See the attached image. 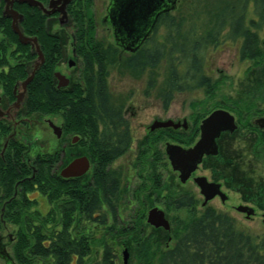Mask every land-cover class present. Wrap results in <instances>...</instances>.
I'll return each instance as SVG.
<instances>
[{"label":"trees","instance_id":"obj_1","mask_svg":"<svg viewBox=\"0 0 264 264\" xmlns=\"http://www.w3.org/2000/svg\"><path fill=\"white\" fill-rule=\"evenodd\" d=\"M38 1L46 4L49 0ZM196 1V18L192 15L176 17L171 12L160 15L143 45L124 57L119 55L117 46L98 38L91 11L93 0H71L68 5L73 37L65 31L60 35L51 33L57 24L55 18L44 15L36 7L14 4V9L23 15L22 32L37 38L44 55L43 65L28 85L20 114L32 121L59 116L63 131L59 143L37 149L38 144L31 135L29 138L20 137L19 133L15 135L12 124L0 120L1 200L8 199L4 201L8 211L3 214L2 209V214L3 218L23 227L12 246V259L16 264H34L37 258L47 264H86L91 241L80 234L77 218L104 224L103 206L113 219L116 217L113 201L120 178L111 166L128 151L131 136L122 106L114 105L109 94L107 77L111 65L119 62L138 75L149 71L147 84L152 88L156 69L164 62L166 75L158 98L167 110L178 93L202 89L206 97L212 98L217 85L205 70L206 52L210 48L235 44L240 61L262 63L264 0ZM2 7L0 0V88L3 104H9L15 100V83L26 78L36 56L29 45L18 41L11 30V20L1 15ZM249 8L252 16H248ZM69 40L75 56L82 61V77L80 83L71 88H57L54 71L67 54L65 44ZM71 135L79 136L78 145L90 159L88 182H84L83 177L59 175L58 170L66 160L62 157L61 145L64 138ZM197 135V124L189 135L164 129L148 143L155 147L159 141L167 139L187 147L194 143ZM155 158L160 160L162 152L156 150ZM153 164L148 162L146 179L150 186L158 188L160 180ZM28 190H37L49 203H57L59 219L54 220L52 212L48 217L36 212L33 216L38 224H30L23 214L25 208L33 204L27 198L25 191ZM171 203L177 210L190 209L196 200L182 195ZM50 222L56 223L49 227ZM136 253L141 264H153L149 240L138 243ZM91 264H117L116 256L111 247L103 243L100 258ZM157 264H264V239L238 228L227 213L207 207L200 216L175 230L173 245L160 252Z\"/></svg>","mask_w":264,"mask_h":264},{"label":"rangeland","instance_id":"obj_2","mask_svg":"<svg viewBox=\"0 0 264 264\" xmlns=\"http://www.w3.org/2000/svg\"><path fill=\"white\" fill-rule=\"evenodd\" d=\"M109 1L93 0L91 11L96 21L98 38L117 46L111 27L103 21ZM194 10L198 11L196 0H176L175 9L171 14L176 17L192 15L196 18ZM248 16H252L250 8ZM192 20L195 23L198 22L196 19ZM71 29V27L68 28V30ZM64 31L65 29L55 24L51 33L60 35ZM261 41L264 54V31L261 33ZM65 48L68 61H75L71 53V40L65 44ZM118 48L121 57L129 54L122 48ZM236 48L235 44L225 43L217 49L210 48L206 52L205 70L217 85L212 98L206 97L202 89L178 93L167 110L163 109L158 98L166 75L164 62L156 69L157 76L152 88H148L147 84L150 77L149 71L141 75L134 74L119 65V62L109 67L107 77L109 94L114 105L122 106L123 116L129 124L131 144L128 151L111 166L120 178L117 197L113 201L116 208L115 219L104 206L101 209L105 217L104 224L77 218L80 234L91 241V253L85 259L86 264L94 263L100 258L103 243L111 247L117 264H123L125 250L128 253L127 264H141L137 258L136 248L138 243L147 240L151 245L152 263L157 264L160 252L173 245L175 230L181 229L184 224L200 216L207 207L227 213L234 219L238 228L264 239V131L258 127L247 126L248 123L252 125L251 122L255 118L264 117V55L262 63L255 65L249 61H240ZM57 70L64 75L72 74L75 79L77 78V70L69 68L66 63L56 67L55 71ZM2 95L0 88V97ZM216 109H224L233 114L238 128L234 133L222 134L217 140V155L205 157L192 177L185 183H181L179 173L172 170L165 154V143L173 142L167 139L159 141L155 149L148 141L153 142V137L161 130L151 131L150 126L155 121L172 120L181 123L186 121L187 131H189L195 124L198 127L201 120ZM33 119L31 137L33 142L38 144L37 149H46L59 143V139L46 122L50 120L53 124L61 126L59 116ZM170 131L175 134L186 133L182 129L177 131L170 129ZM74 137L75 135L70 136L71 143H74ZM197 138L198 135L195 141ZM156 150L162 152L160 160L155 158ZM31 154L33 155L32 152ZM148 162H154L153 165L156 167L160 180L158 188L150 186L149 180L146 179ZM60 171L61 168L58 172ZM90 172L91 168L88 175ZM195 176H203L208 181L219 182L227 200L221 202L216 197L203 206V196L192 180ZM89 180L88 176L84 182ZM2 191L0 184V218L2 220L0 236L2 244L12 255V246L17 241L19 230L23 227L12 223L9 218H3L4 212L8 211L4 201L8 199L1 200ZM25 192L27 198L33 203L23 211L30 224H38V220L33 216L36 212L45 217L52 212L53 219L56 221L59 219L57 203H49L37 190ZM182 195L195 198L196 204L193 208L177 210L172 206L171 201ZM240 205L252 207L254 214L246 217L244 213L236 211ZM153 208L164 212L169 222V230L155 228L147 222L148 212ZM52 223L56 222H50L48 226L53 227ZM0 264H4L1 258ZM34 264H47V262L37 258Z\"/></svg>","mask_w":264,"mask_h":264},{"label":"water","instance_id":"obj_3","mask_svg":"<svg viewBox=\"0 0 264 264\" xmlns=\"http://www.w3.org/2000/svg\"><path fill=\"white\" fill-rule=\"evenodd\" d=\"M2 1L1 15L11 20V30L17 35L18 41L22 45H29L36 56L32 63V69L26 78L16 82L14 85L13 95L15 96V100L10 104L0 106V120L13 124L23 108L28 85L44 63V55L37 38L26 36L22 32L20 24L23 21V15L14 9V4H27L30 7H36L46 16L57 14L56 23L60 27L68 29L72 28V22H70L67 14V6L71 0H49L46 5L38 0ZM175 4L176 0H110L103 21L111 27L115 44L124 51L133 54L152 33L159 16L172 12L175 9ZM54 77L58 80V86L68 85L69 81L61 73L55 72ZM24 120L30 121L29 119ZM46 122L56 138H61V126L53 124L50 120H46ZM251 123L264 130V117L255 118ZM186 126V121L175 123L172 120H167L155 121L150 126V129H177L179 127L186 128ZM237 128L238 125L233 114L224 109H216L201 120L199 135L193 145L183 147L179 144L167 142L165 144V153L172 170L179 173V181L185 183L198 168L199 164H201L204 157L217 155V140L221 134L233 133ZM75 140H77V137H75ZM89 168V160L83 156L73 159L61 169L59 175L62 178H77L84 175ZM193 181L203 196V206L215 196H218L222 202L227 199L225 193L221 191V184L218 182L208 181L203 176L194 177ZM236 211L244 213L247 217H251L254 214L253 208L247 205L238 206ZM147 222L155 228H163L164 230H169L170 228L164 212L158 208H153L148 212ZM0 258L6 264H15L2 245L0 246ZM127 259L128 253L125 250L123 252V264H127Z\"/></svg>","mask_w":264,"mask_h":264},{"label":"flooded vegetation","instance_id":"obj_4","mask_svg":"<svg viewBox=\"0 0 264 264\" xmlns=\"http://www.w3.org/2000/svg\"><path fill=\"white\" fill-rule=\"evenodd\" d=\"M47 4V3H46ZM45 4V5H46ZM68 7V6H67ZM48 17H53V18H55L56 19V17H57V14H54V15H52V16H48ZM60 27V26H59ZM63 29H65V33L66 34H68L69 35V37H73V29H71V30H68V29H66L65 27H62ZM67 30V31H66ZM67 43H68V41H67ZM71 53H72V57H73V59L75 60V61H68V54H66L65 56H64V58L63 59H61V61H59L58 62V64H57V67H59L60 65H62V64H64V63H66L67 64V66L69 67V68H74V69H76L77 70V81H75L76 79H75V76L74 75H72V74H69V75H64L63 73H61L60 71H54V73L55 72H59V73H61L69 82H68V85L67 86H58V80L55 78V80H56V87L57 88H63V89H68L69 87L71 88V85L72 86H75V84H77V83H80V81H81V77H82V61H80V59H78L76 56H75V52H74V50L72 49V51H71ZM130 54V53H129ZM3 103L4 102H2V99H1V97H0V106H2L3 105ZM10 104V103H9ZM124 114V111L122 110V115ZM124 117V116H123ZM24 119H29V118H27L26 116H23V115H21L20 113L17 115V117H16V119H15V122L12 124V130H13V134H15L16 135V133H19V136L20 137H24V138H29V135H31V130H29V128L31 127L32 128V125H33V121H31V119H29L30 121H25ZM4 121V120H3ZM174 122V121H173ZM175 123H177V122H175ZM181 123V122H180ZM186 124H187V122H186ZM253 127H258V126H255V125H252ZM61 128H62V126H61ZM198 128H199V126H198ZM259 128V127H258ZM164 129H172V130H174V131H177V130H179V129H182V130H184V131H186V133H182V132H180V133H177V134H183V135H189L191 132H192V130L194 129V126L189 130V131H187V129H188V125L186 126V128H184V127H179V128H177V129H173V128H159V129H155V130H151V131H156V130H164ZM260 130H262V131H264L263 129H261V128H259ZM237 130V129H236ZM235 130V131H236ZM234 131V132H235ZM233 132V133H234ZM62 134H63V131H62ZM223 134H225V133H223ZM227 134H231V133H227ZM198 135H199V129H198ZM222 135V134H221ZM75 137H77V140H75ZM74 137V139H73V142L74 143H71V141H70V136H66L64 139H65V141L64 142H62V145H61V154H62V157L63 158H67L66 160H65V162H64V164L62 165V167H61V169L63 168V167H65L68 163H70L73 159H75V158H79V157H83V156H85V157H87L88 158V160H89V163H90V168H91V162H90V159H89V157L85 154V152H84V150H83V148L81 147V146H79L78 145V143H79V140H80V138H79V136H75ZM61 138H62V136H61ZM60 139V138H59ZM174 144H179V143H175V142H173ZM166 144V143H165ZM179 145H181V144H179ZM182 146V145H181ZM166 154V153H165ZM208 157V156H207ZM205 158V157H204ZM203 158V159H204ZM203 162V161H202ZM201 162V163H202ZM200 165V164H199ZM90 168H89V170H90ZM198 168H199V166H198ZM197 168V169H198ZM197 169L191 174V176H190V178L192 177V175L197 171ZM89 170L84 174V175H82L81 177H83L84 179L86 178V177H88L89 175H88V173H89ZM195 177H197V176H195ZM189 178V179H190ZM194 178V177H193ZM193 178H192V180H193ZM194 182V181H193ZM213 182H217V181H213ZM219 183V182H218ZM220 184V183H219ZM216 197H218V196H215L214 198H216ZM214 198H212V199H214ZM219 198V197H218ZM211 199V200H212ZM220 199V198H219ZM227 200V199H226ZM225 200V201H226ZM247 200V199H246ZM221 201V200H220ZM224 201V202H225ZM209 202V201H208ZM207 202V203H208ZM222 202V201H221ZM206 203V204H207ZM205 204V205H206ZM204 205V206H205ZM248 206V205H247ZM112 216V215H111ZM247 217V216H246ZM0 221H2L1 219H0ZM10 241H12L11 240V238H10ZM4 246L3 244H2V237L0 236V246ZM5 247V246H4ZM5 251L8 253V255H9V257L12 259V255L6 250V248H5ZM13 260V259H12ZM4 261V260H3ZM14 261V260H13ZM15 263V262H14ZM4 264H6L5 263V261H4ZM16 264V263H15Z\"/></svg>","mask_w":264,"mask_h":264}]
</instances>
